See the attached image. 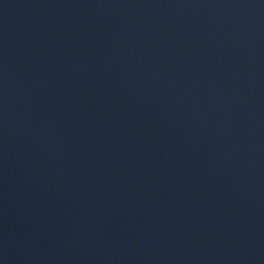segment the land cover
<instances>
[{"label":"water","instance_id":"water-1","mask_svg":"<svg viewBox=\"0 0 264 264\" xmlns=\"http://www.w3.org/2000/svg\"><path fill=\"white\" fill-rule=\"evenodd\" d=\"M0 264H263L134 0H0Z\"/></svg>","mask_w":264,"mask_h":264}]
</instances>
